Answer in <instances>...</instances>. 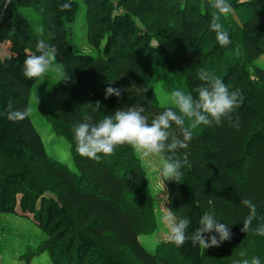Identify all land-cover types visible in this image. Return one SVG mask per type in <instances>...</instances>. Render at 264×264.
Returning <instances> with one entry per match:
<instances>
[{
    "label": "trees",
    "instance_id": "trees-1",
    "mask_svg": "<svg viewBox=\"0 0 264 264\" xmlns=\"http://www.w3.org/2000/svg\"><path fill=\"white\" fill-rule=\"evenodd\" d=\"M58 2L2 0L0 5V159L11 162L0 165V213L31 216L45 233L27 261L47 252L54 264L251 262V252H258L252 244L261 237L254 229L264 224V67L255 64L264 55V0H229L230 14L220 17L231 40L227 47L209 27L216 13L211 0H84L89 42L98 50L105 42L99 55L74 53L70 25L81 4L71 0V9L61 12ZM31 13L41 21L34 23ZM41 38L55 47L64 77L43 98L40 115L70 144L73 169L48 154L30 115L18 122L6 115L9 103L13 110L29 109L40 78L26 79L23 63L27 55L39 54ZM201 69L244 96L220 125L193 130L188 147L176 154L189 161L181 182H163L170 210L190 219L189 233L204 213L228 224L231 239L204 250L162 238L166 230L157 226L153 178L130 146L92 160L76 151L73 133L85 117L99 121L133 105L142 106L151 122L172 107L159 100L158 75L164 76L167 94L179 89L195 97L203 84ZM109 86L121 89V96L105 99ZM168 155L160 154L163 160ZM245 197L257 207L247 233L240 231L248 213L241 204ZM153 234L160 239L151 252L140 238Z\"/></svg>",
    "mask_w": 264,
    "mask_h": 264
},
{
    "label": "clouds",
    "instance_id": "clouds-1",
    "mask_svg": "<svg viewBox=\"0 0 264 264\" xmlns=\"http://www.w3.org/2000/svg\"><path fill=\"white\" fill-rule=\"evenodd\" d=\"M7 3H11V0H7ZM211 6L216 9V13L212 16L209 27L216 33L217 43L221 47H227L231 40L220 22V17L230 14L231 4L229 0H211ZM57 7L61 12L70 10L71 0H59ZM43 32L44 29L41 28V36ZM36 52L39 54L27 55L23 63L22 74L29 80L46 75L57 58L55 47L50 46L43 38L37 41ZM199 79L203 84L196 88L195 97L179 89L173 90L170 94L172 107L153 117L151 122L143 114L144 108L134 105L127 109L118 108L113 114L106 115L99 121L85 117L73 128L76 151L82 157L92 160H99L101 154L110 155L122 145L130 146L143 158L169 153L162 164L160 174L165 181L179 184L183 176L181 170L189 166V161L186 157L180 158L176 154L188 147L193 130L200 125H220L244 100L240 89L230 90L224 81L213 73L201 69ZM121 94L119 88L109 86L105 89V99L113 95L119 98ZM30 111L28 108L13 110L9 103L7 119L22 121L30 115ZM235 126H239L238 121ZM241 204L248 209V213L243 219L240 231L247 233L252 228L253 221L257 219V207L246 197L241 199ZM160 223L167 230V240L177 247H182L190 241L194 248L198 246L204 250L219 247L232 236L228 224L217 220L211 213H204L199 219V227L191 233L190 219L183 216L177 218L171 210L162 212ZM254 231L264 236V224ZM240 255L245 256L246 253L242 251ZM242 264H261V261L259 257H253L251 262L245 259Z\"/></svg>",
    "mask_w": 264,
    "mask_h": 264
},
{
    "label": "rangeland",
    "instance_id": "rangeland-1",
    "mask_svg": "<svg viewBox=\"0 0 264 264\" xmlns=\"http://www.w3.org/2000/svg\"><path fill=\"white\" fill-rule=\"evenodd\" d=\"M78 1L81 4L79 15L77 16L75 22L70 25L73 33L70 38L72 49L75 54L79 55H99L104 49L105 42H103L99 50L91 46L88 36V9H86L83 2L84 0ZM1 3L2 0H0V5ZM30 17L34 23L40 20V17L34 13H31ZM233 17L235 20H238V16L235 13L233 14ZM6 47L7 46H5V48ZM227 60L230 61L231 57L228 56ZM255 64L264 67V55L258 58ZM63 77L64 74L62 67L57 61L53 62V65L49 69L48 73L40 77L38 83L32 90L29 101V109L31 110L30 116L32 121L42 136L48 154L73 169L74 163L72 161L70 144L63 137L54 134L48 121L40 115V105L43 98L53 91L56 85L62 81ZM172 81H174V79H172ZM164 82V76L160 74L158 75L157 81L154 85L161 104H169L170 95L163 91ZM136 155L146 173L150 174V177L153 178L154 190L152 189V192H156L155 197L157 199L155 212L157 226L166 230L164 225L160 223V216L162 212L170 210L166 190L163 184L165 179L160 174L164 160L160 155H153L148 158H143L137 153ZM0 165L3 168H7L11 165V162L0 159ZM45 238V233L34 222L31 216L22 215L20 213H0V264H54L47 252L34 256L30 261H27L26 259V254ZM162 238H167V230L163 232ZM263 238L264 236L259 237L256 239V243L252 244L256 246L258 250V252L255 250L251 252L253 257L264 255ZM158 239H160L158 238V235L153 234L151 236H142L140 241L145 249L152 252L155 249ZM122 254L125 257L131 258L128 251H125ZM242 262L239 264H242ZM261 263L264 264V258Z\"/></svg>",
    "mask_w": 264,
    "mask_h": 264
}]
</instances>
